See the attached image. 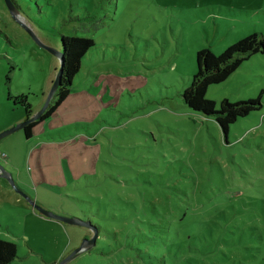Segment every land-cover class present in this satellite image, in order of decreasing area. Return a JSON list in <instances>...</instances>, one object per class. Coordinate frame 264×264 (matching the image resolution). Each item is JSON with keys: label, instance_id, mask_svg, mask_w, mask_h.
Wrapping results in <instances>:
<instances>
[{"label": "rangeland", "instance_id": "rangeland-1", "mask_svg": "<svg viewBox=\"0 0 264 264\" xmlns=\"http://www.w3.org/2000/svg\"><path fill=\"white\" fill-rule=\"evenodd\" d=\"M12 2L16 18L0 0V133L24 121L27 106L31 115L44 106L59 68L19 19L52 49H61V35L93 39L72 90L101 104V121H74L68 131L95 130L101 147L95 171L59 190L29 181L23 129L0 139V165L55 214L118 231L111 214L119 216L125 199L137 219L156 224L130 225V239L119 236L129 246L100 232L95 246L64 264H264V54L207 87L216 107L223 99H260L261 108L228 132L181 96L197 50L219 54L247 34L264 36V0ZM19 96L25 104L15 103ZM141 232L147 237H137ZM91 237L87 227L37 213L0 177V238L17 249L11 264H59Z\"/></svg>", "mask_w": 264, "mask_h": 264}, {"label": "trees", "instance_id": "trees-1", "mask_svg": "<svg viewBox=\"0 0 264 264\" xmlns=\"http://www.w3.org/2000/svg\"><path fill=\"white\" fill-rule=\"evenodd\" d=\"M60 44L63 52V71L60 85L56 90L51 103L43 114L37 120L28 123L23 128V133L28 139L31 137L32 129L35 124L47 119L56 110L60 103L67 98L70 92V87L72 86V80L80 70L81 60L85 56L86 52L94 46V41L91 38L61 35ZM258 53L264 54V36L255 32L247 34L236 42L230 44L219 54H214L206 47L197 50L195 56L196 71L192 76L189 86L185 88L181 94L183 102L192 110L198 111L205 116L212 117L224 133L228 132L229 126L237 121L238 118L245 117L251 112L261 108L260 99L258 97L236 102H230L227 99H223L220 101L219 106L216 107L215 102L207 99L205 96L207 87L211 84L224 81L244 60ZM15 103L25 104V97H17L15 99ZM31 113L32 109L27 106L26 118H28ZM121 201L124 206L120 208V213L117 214L119 216L111 214L112 217H115L117 220L115 223L120 225L118 231H109L107 229L101 230L103 225L100 226L98 223H93L92 221L90 222L96 226L98 230V237L101 232L104 236H110L113 238L119 246H129L128 244L124 245V243H128L130 240L121 243L122 241L120 242L119 236L122 235L123 238L125 237L128 240L130 236L128 234L130 225L133 228H136L139 226H135L137 221L145 226H150L149 229H152V225L150 224H156L150 221L148 223L145 219H137L131 212L132 208L127 206L131 205V202L125 199H122ZM131 206H134V204ZM154 210L156 211V216H159L160 220L163 216L162 210L157 206L154 207ZM129 212L130 214H128ZM142 233L143 232L137 233V237H147V235H143ZM97 241L98 238L96 242ZM101 242L103 241L101 240ZM109 253L110 252H103L101 250L100 256H104ZM16 254L17 249L15 243L0 238V264H11V262L15 259Z\"/></svg>", "mask_w": 264, "mask_h": 264}, {"label": "crops", "instance_id": "crops-1", "mask_svg": "<svg viewBox=\"0 0 264 264\" xmlns=\"http://www.w3.org/2000/svg\"><path fill=\"white\" fill-rule=\"evenodd\" d=\"M92 88V86L88 87V89ZM72 89L71 86L67 98L47 119L35 124L29 138L31 146H28L24 155V158H27V167H22L29 181L46 187L47 190L54 188L59 190L66 186L67 181L75 182L80 177L93 173L97 168L101 147L97 142L98 133L94 130L93 133L78 132L70 136L68 127L74 121H84V124L88 122L90 126L94 122L101 121L99 118L101 104L86 90L79 97ZM96 97H99L98 93ZM9 166L14 169L13 165L9 164ZM26 183H28L27 178ZM57 226L61 228V225Z\"/></svg>", "mask_w": 264, "mask_h": 264}, {"label": "water", "instance_id": "water-1", "mask_svg": "<svg viewBox=\"0 0 264 264\" xmlns=\"http://www.w3.org/2000/svg\"><path fill=\"white\" fill-rule=\"evenodd\" d=\"M6 7L10 10L11 14L15 17L14 12L16 11V7L14 5V3L12 2V0H4ZM16 18V17H15ZM19 22L22 23V25L27 29V31L30 33V35L37 41V43L43 47L44 49H46L47 51H49L50 53H52L54 56L57 57L58 61H59V68L56 72L55 78L52 82L51 88L48 92L46 101L44 106L34 115L29 116L28 118H26L24 121H22L20 124L15 125L14 127L0 133V139L8 134H10L11 132L17 130V129H23L28 123L33 122L35 120H37L42 114L43 112L47 109V107L49 106L56 90L58 89L60 82H61V77H62V66H63V52L61 49H52L49 48L45 45H43L42 43H40L35 36L33 35V33L30 31V29L24 24V22H22L21 20L17 19ZM0 177L6 179V181L9 183V185L13 188V190H15L17 193H19L22 197H24L32 206V208L38 212L39 214H41L44 217H47L49 219H54L60 222H64V223H68V224H76V225H81L84 227H87L91 232H92V237L91 238H86L84 239V241L82 242V244L77 247L68 257L64 258L59 264H64L67 260H69L71 257H73L74 255H76L77 253H79L80 251L83 250H87L90 246L95 245L96 240L98 238V230L96 228L95 225H93L90 220H81L79 218H75V217H64L58 214H55L47 209L42 208L41 206H39L37 203H35L34 201H32L23 191H21L14 183V180L11 176V174L7 171L4 170V168L0 165Z\"/></svg>", "mask_w": 264, "mask_h": 264}]
</instances>
